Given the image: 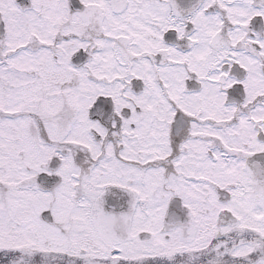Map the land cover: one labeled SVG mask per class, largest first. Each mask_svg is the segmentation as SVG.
Instances as JSON below:
<instances>
[{
	"label": "snow or ice",
	"instance_id": "snow-or-ice-1",
	"mask_svg": "<svg viewBox=\"0 0 264 264\" xmlns=\"http://www.w3.org/2000/svg\"><path fill=\"white\" fill-rule=\"evenodd\" d=\"M0 264H264V0H0Z\"/></svg>",
	"mask_w": 264,
	"mask_h": 264
}]
</instances>
